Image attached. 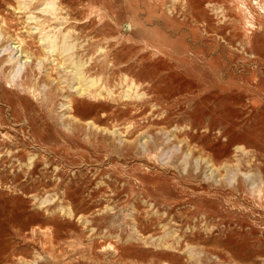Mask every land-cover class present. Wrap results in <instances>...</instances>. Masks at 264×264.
Returning a JSON list of instances; mask_svg holds the SVG:
<instances>
[{"label":"rangeland","instance_id":"rangeland-1","mask_svg":"<svg viewBox=\"0 0 264 264\" xmlns=\"http://www.w3.org/2000/svg\"><path fill=\"white\" fill-rule=\"evenodd\" d=\"M0 264H264V0H0Z\"/></svg>","mask_w":264,"mask_h":264},{"label":"bare ground","instance_id":"bare-ground-1","mask_svg":"<svg viewBox=\"0 0 264 264\" xmlns=\"http://www.w3.org/2000/svg\"><path fill=\"white\" fill-rule=\"evenodd\" d=\"M67 36H68V35H67ZM67 36H66V38H67ZM48 37H49V36H48ZM50 37H51V36H50ZM61 38H62V37H61ZM63 38H64V37H63ZM53 39H54V38H53ZM53 39H52V40H53ZM65 40H66V39H65ZM55 41H57L56 38H55ZM55 41H54V42H55ZM64 42H66V41H64ZM58 44H59V43H58ZM63 44H64V43H63ZM50 45H51V48H52V47H53V46H52V43H51ZM56 46H57V45H56ZM59 46H60V45H59ZM59 46H58V47H59ZM62 46H64V45H62ZM64 47H65V46H64ZM69 47H72V46H68V48H69ZM14 48H15V47H14ZM62 48H63V47H62ZM66 48H67V46H66ZM16 49H17V48H16ZM53 49H54V48H53ZM67 50H68V49H67ZM16 51H17V50H16ZM64 52H66V51H64ZM16 54H17V53H16ZM15 56H16V55H15ZM11 57H12V56H11ZM26 58H27V57H26ZM19 59H20V58H19ZM19 59H16V60H19ZM27 59H28V58H27ZM29 61H30V60H29ZM19 62H20V61H19ZM19 62H18V63H19ZM27 62H28V61H27ZM75 63H76V62H75ZM15 64H16V62H15ZM76 66L79 67V65H76ZM21 67H22V66H21ZM74 67H75V65H74ZM81 67H82V66H81ZM79 71H80V70H79ZM80 75H82V74L80 73ZM78 78H79V77H78ZM89 80H90V79H89ZM89 82H90V81H89ZM94 82H95V81H91V85H93ZM81 84H82V83H81ZM95 84H96V83H95ZM89 88H90V87H85V86H84L83 89H86V90H87V89H89ZM94 88H95V87H94ZM82 92H85V90H84V91L82 90ZM87 92H88V91H87Z\"/></svg>","mask_w":264,"mask_h":264}]
</instances>
